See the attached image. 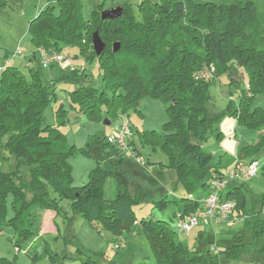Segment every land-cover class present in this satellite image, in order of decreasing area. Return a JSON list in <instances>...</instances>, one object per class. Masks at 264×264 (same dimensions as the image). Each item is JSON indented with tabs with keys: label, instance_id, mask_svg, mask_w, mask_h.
Wrapping results in <instances>:
<instances>
[{
	"label": "trees",
	"instance_id": "obj_1",
	"mask_svg": "<svg viewBox=\"0 0 264 264\" xmlns=\"http://www.w3.org/2000/svg\"><path fill=\"white\" fill-rule=\"evenodd\" d=\"M52 1L58 13L48 3L28 22L32 56L36 50L40 54H62L64 46L74 47L86 62L97 61L101 75L100 87L80 83L68 93L77 113L91 121L105 120L110 124L118 115L140 112L138 103L144 96L157 97L165 104V131H138V137L142 145L160 149L167 156L166 165L155 163V175L164 180L170 193L153 199V207L174 208L177 226L180 218L202 209L216 179L239 164L258 161L263 133L242 145L239 156L221 155L215 166L201 144L212 126L208 88L222 74H227L229 85L237 87L242 78L240 69L247 74L246 87L239 89L237 103L231 99L226 108L237 124L256 128L264 124V108H251L255 95L264 93V0L126 1L120 4L121 14L115 18H102L104 9L102 3H97L88 19L82 17L80 0ZM135 3L139 18L132 9ZM95 31L105 44L99 54L92 47ZM114 43L118 44L116 50ZM63 56L62 60L66 59ZM7 60H0V232L11 227L15 245L29 234H39L43 212L51 210L67 222L76 216L93 223L99 220L114 232V240L124 236L122 247L126 244L125 232L138 221L154 259L144 264H236L243 259L255 262L256 255L264 264V191H252L246 180L238 179L241 182L232 186L228 184L234 179L227 182L220 196L222 201L234 204L232 214L206 217L188 231L178 226L185 232L200 227L193 245L179 239L170 221L160 214L137 219L134 205L139 203L141 187L129 185L126 173L121 174L124 170L115 165H98L85 183L72 184L68 159L77 148L60 130L67 121V112L61 105L55 110V125L43 121V112L55 97V84L44 79L41 68L62 60L38 69L28 66L29 77ZM77 71L80 72H70ZM122 121L128 123L124 118L119 123ZM108 136L99 132L89 135L82 152L88 154L100 145L111 147L113 160L118 163L125 159L126 151L141 161L137 148L130 147L132 133L124 149L109 142ZM259 168L264 174V163ZM109 180L114 187L111 196L105 189ZM8 199L10 217L6 211ZM63 199L69 201V211L59 205ZM234 211L242 219V233H232L229 242L203 239L208 227L205 224L229 221ZM55 231H59L58 226ZM44 245L51 253L47 242ZM0 264L15 262L0 257ZM90 264L97 263L92 260Z\"/></svg>",
	"mask_w": 264,
	"mask_h": 264
},
{
	"label": "rangeland",
	"instance_id": "obj_2",
	"mask_svg": "<svg viewBox=\"0 0 264 264\" xmlns=\"http://www.w3.org/2000/svg\"><path fill=\"white\" fill-rule=\"evenodd\" d=\"M126 1L138 0H80L81 13L84 19L91 16L92 10L97 3H102L103 9L107 10L118 6ZM220 1V0H214ZM48 3L54 5L53 12L58 13V6L52 0H0V60L8 59L11 65L19 68L26 76H30V71L22 55L30 56L34 69L40 66V56L38 59L32 56V47L27 34L29 20L35 16ZM136 18H139L137 4L132 5ZM62 54L66 59L54 66L41 68L45 80H51L55 84V97L51 100L43 112L44 123L55 125L57 123L55 110L62 105L67 112V121L60 126V130L66 135L70 144L75 146L76 151L69 156L71 166V176L73 185H82L89 179L90 171L100 165L103 168H112L114 165L119 169H124L129 173L128 179L139 183L141 196L139 203L134 205L137 219L151 214V218L159 216L168 219L178 233L179 239L189 245L195 243L200 227L193 228L190 232L181 230L176 225V217L172 211L174 208L168 207L165 210H158L153 207L151 179L154 178L155 163L167 164V156L160 149H153L149 145H142L138 131L153 130L157 133L165 131L164 124L168 120L165 104L157 97L144 96L139 100V111H130L127 115L113 118L110 124L104 121H91L83 114L77 113L70 105L68 93L76 85L95 84L100 87L102 84L101 75L97 61L86 62L80 55L77 48L64 46ZM28 60V57L26 58ZM80 70L77 73L71 70ZM83 71V73H81ZM241 77L239 87L229 85L227 74L215 77L209 86L210 102L208 114L211 122V130L207 138L201 144L202 149L211 155L212 166H215L221 155L237 157L240 155V147L246 143L255 141L259 133L264 134V124L259 128L240 126L233 115L226 110L229 101L232 99L237 103L239 89L246 87L247 74L240 69ZM264 108V93H258L253 99L251 108ZM128 121L131 133V149L134 147L140 153L141 161L135 157H130L126 151L124 160L127 163H118L113 160L115 155L111 147L102 148L100 145L91 149L88 154H84L82 149L87 147L89 135L99 132L103 136L110 135L114 127L122 119ZM0 153L1 149H0ZM260 165L264 163V145L257 154ZM146 163V167L144 164ZM6 168V163L2 164V169ZM226 171V169H224ZM124 171L123 175H125ZM164 171L167 169L164 167ZM167 173V172H166ZM127 175V174H126ZM238 179L229 182L228 185L240 183ZM248 188L254 192L264 191V174L261 168L257 170L256 176L245 181ZM112 180L106 184V195H113ZM170 191V190H167ZM170 193V192H169ZM155 197V198H154ZM59 205L69 211V201L61 200ZM7 217L12 215V207L7 200ZM232 214V212L230 213ZM69 216L70 213L68 214ZM233 221H222L219 225L205 228L203 239H215L223 241L232 233H242V219L233 212ZM42 230L39 234H29L21 240L19 245L14 244L15 233L11 227H5L0 232V257H7L14 260L15 264H89L94 260L97 264H144L153 263V255L149 247L148 238L135 221L131 228L125 232V247H115L121 235L115 239V234L110 229L102 226L98 220L96 223L89 222L81 216H76L72 221L63 220L51 210L43 212ZM58 226L59 231H55ZM202 229V228H201ZM44 240V241H43ZM44 242H47L51 253L45 250ZM225 243V242H224ZM249 256H247L248 258ZM243 259L236 264H261Z\"/></svg>",
	"mask_w": 264,
	"mask_h": 264
},
{
	"label": "built area",
	"instance_id": "obj_3",
	"mask_svg": "<svg viewBox=\"0 0 264 264\" xmlns=\"http://www.w3.org/2000/svg\"><path fill=\"white\" fill-rule=\"evenodd\" d=\"M64 56L58 52L46 53L42 52L40 65L49 66L51 63L60 62ZM202 76H207V73L201 74ZM131 135V129L126 121H122L119 125L114 127L113 132L107 137V140L121 149L126 148L127 138ZM259 168V162L254 160L248 164H239L237 167L232 168L224 176L216 179L211 192L208 194L207 198L204 200L203 207L198 213L180 218L178 221V226L188 231L193 226L198 224L201 219H206V217L212 216L214 214H219L222 217L228 215L231 212L234 204L228 201H222L221 192L224 187L232 179L248 180L256 175ZM124 241L119 239V242L115 244V247H122Z\"/></svg>",
	"mask_w": 264,
	"mask_h": 264
},
{
	"label": "crops",
	"instance_id": "obj_4",
	"mask_svg": "<svg viewBox=\"0 0 264 264\" xmlns=\"http://www.w3.org/2000/svg\"><path fill=\"white\" fill-rule=\"evenodd\" d=\"M37 53L39 54V56H40V58H39V60L41 59V54H40V50H36V53H35V59H38V56H37ZM28 57V60H26V58ZM22 59H24L25 60V65L28 67V66H33V59L30 57V56H26V55H22ZM10 64V63H9ZM79 114H81V113H79ZM131 140L129 139V142H130ZM130 157H133V155L132 156H130ZM122 164H124V163H127V161L126 160H123L122 162H121ZM144 167L145 168H147L146 167V164L144 165ZM155 168H157V165L155 164ZM120 170H124V169H120ZM156 170V169H155ZM124 171H126V170H124ZM126 174H127V176L129 177V173L126 171ZM130 181V180H129ZM151 181V184H152V187H153V190H152V197L153 196H160V198L161 197H163L164 195H166V194H168L170 191H167V190H169V186L168 185H166L165 184V182H164V180H161V179H159L156 175H155V172H154V178L153 179H151L150 180ZM131 183H129V185H131V186H140L139 185V183H136L135 181L134 182H132V181H130ZM112 192H114V190H112ZM155 198V197H154ZM229 221H233V220H229ZM215 222H217V221H215ZM215 222L214 223H211V222H208L207 224H205V227H207V226H214V225H218V224H220V223H223V222H220V223H218V224H215ZM240 232L241 231H238V233H236V234H240ZM233 234H230L228 237H226V239L225 240H227V242H229V241H231L232 239H233V236H232ZM220 240H223V238H221Z\"/></svg>",
	"mask_w": 264,
	"mask_h": 264
},
{
	"label": "water",
	"instance_id": "obj_5",
	"mask_svg": "<svg viewBox=\"0 0 264 264\" xmlns=\"http://www.w3.org/2000/svg\"><path fill=\"white\" fill-rule=\"evenodd\" d=\"M122 11V7L120 5L115 6L113 8H109L107 10H103L101 12V17L102 18H115L117 16H119L121 14ZM104 42L101 40V38L99 37L97 31H95L92 35V47L95 51L96 54H99L103 48H104ZM118 48V44L114 43L113 44V50H116ZM105 124H109V121H105Z\"/></svg>",
	"mask_w": 264,
	"mask_h": 264
}]
</instances>
